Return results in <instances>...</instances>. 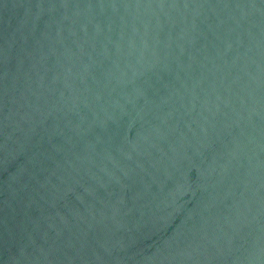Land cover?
Returning <instances> with one entry per match:
<instances>
[{"label": "water", "instance_id": "95a60500", "mask_svg": "<svg viewBox=\"0 0 264 264\" xmlns=\"http://www.w3.org/2000/svg\"><path fill=\"white\" fill-rule=\"evenodd\" d=\"M0 264H264V0H0Z\"/></svg>", "mask_w": 264, "mask_h": 264}]
</instances>
